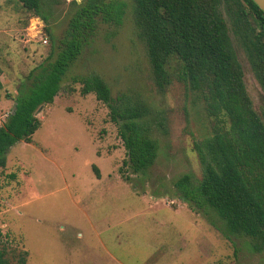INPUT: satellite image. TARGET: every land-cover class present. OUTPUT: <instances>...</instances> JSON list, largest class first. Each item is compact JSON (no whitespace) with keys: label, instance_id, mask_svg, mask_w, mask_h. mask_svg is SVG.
Returning a JSON list of instances; mask_svg holds the SVG:
<instances>
[{"label":"rangeland","instance_id":"rangeland-1","mask_svg":"<svg viewBox=\"0 0 264 264\" xmlns=\"http://www.w3.org/2000/svg\"><path fill=\"white\" fill-rule=\"evenodd\" d=\"M123 1V24L103 26L63 84L94 71L114 95L128 92L163 111L167 132L156 134V164L124 180L126 150L107 106L94 94L82 96L80 84L74 93L62 91L37 111L41 126L32 143L17 142L0 168V231L7 257L15 263L26 253L27 264H264V254L253 253L247 239L222 236L208 216L178 198L176 178L202 177L195 144L212 134L209 122L203 103L183 84L174 81L160 89L154 83L145 45L135 32L133 2ZM59 11L49 27L57 44L67 28L68 7ZM230 35L246 90L264 115V90L240 42ZM50 49L41 19L17 0H0V126L15 106L6 93L17 96Z\"/></svg>","mask_w":264,"mask_h":264},{"label":"trees","instance_id":"trees-1","mask_svg":"<svg viewBox=\"0 0 264 264\" xmlns=\"http://www.w3.org/2000/svg\"><path fill=\"white\" fill-rule=\"evenodd\" d=\"M41 19L51 43L46 61L33 69L19 86L14 109L0 126V168L17 142L32 143L41 126L36 116L53 104L62 91L94 94L108 108L110 122L126 150L122 178L144 175L158 159L157 132H167L166 114L128 92L113 94L97 72L73 77L63 84L69 68L93 43L103 26L123 24V0H17ZM133 24L144 43L154 83L164 89L183 84L203 103L211 135L196 143L202 177L184 173L174 181L178 198L231 239H247L250 250L264 254V115L254 108L244 83L230 33L240 42L264 90V11L253 0H131ZM68 7V24L56 43L50 30ZM2 70L0 68V77ZM4 89L0 79V99ZM99 178V170L93 167ZM214 216L220 221L216 225ZM0 264H27L26 253L12 262L0 231Z\"/></svg>","mask_w":264,"mask_h":264},{"label":"water","instance_id":"water-1","mask_svg":"<svg viewBox=\"0 0 264 264\" xmlns=\"http://www.w3.org/2000/svg\"><path fill=\"white\" fill-rule=\"evenodd\" d=\"M67 1H72V0H67ZM77 3H80L82 0H75ZM260 9L264 11V0H253Z\"/></svg>","mask_w":264,"mask_h":264},{"label":"built area","instance_id":"built-area-1","mask_svg":"<svg viewBox=\"0 0 264 264\" xmlns=\"http://www.w3.org/2000/svg\"><path fill=\"white\" fill-rule=\"evenodd\" d=\"M44 43H47V40H44Z\"/></svg>","mask_w":264,"mask_h":264}]
</instances>
